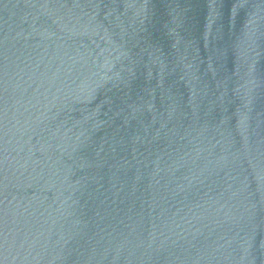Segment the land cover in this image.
<instances>
[{
  "label": "water",
  "instance_id": "obj_1",
  "mask_svg": "<svg viewBox=\"0 0 264 264\" xmlns=\"http://www.w3.org/2000/svg\"><path fill=\"white\" fill-rule=\"evenodd\" d=\"M0 264H264V0H0Z\"/></svg>",
  "mask_w": 264,
  "mask_h": 264
}]
</instances>
